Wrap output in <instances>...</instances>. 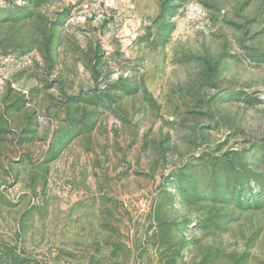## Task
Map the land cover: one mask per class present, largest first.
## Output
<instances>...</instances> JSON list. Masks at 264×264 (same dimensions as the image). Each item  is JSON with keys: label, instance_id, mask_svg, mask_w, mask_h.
<instances>
[{"label": "rangeland", "instance_id": "obj_1", "mask_svg": "<svg viewBox=\"0 0 264 264\" xmlns=\"http://www.w3.org/2000/svg\"><path fill=\"white\" fill-rule=\"evenodd\" d=\"M0 264H264V0H0Z\"/></svg>", "mask_w": 264, "mask_h": 264}]
</instances>
